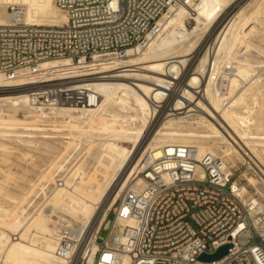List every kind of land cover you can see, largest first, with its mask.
I'll use <instances>...</instances> for the list:
<instances>
[{
	"label": "bare ground",
	"instance_id": "bare-ground-1",
	"mask_svg": "<svg viewBox=\"0 0 264 264\" xmlns=\"http://www.w3.org/2000/svg\"><path fill=\"white\" fill-rule=\"evenodd\" d=\"M234 1L187 0L161 19L160 31L150 36L145 46L129 49L124 57L99 58L86 66L68 58L43 62L41 69L48 77L45 81L58 84L61 91L99 96L95 104L84 108L41 102L32 91L44 95V88L31 89L37 80L25 68L18 69L13 78L0 72V138L44 151L60 141L61 148H55L62 159L55 162L57 168L66 158L64 154L87 145L79 161L61 178L67 180L64 189L56 190L55 186L50 194L44 191V200L33 211L45 219L60 209L79 223L72 238L73 229L65 225L72 240L67 253L75 252L71 264H76L81 250L96 252L98 245L86 246L88 242L84 241L99 218L96 231L107 223L110 207L147 151L159 157L162 147L189 145L197 149L199 159L210 152L230 165L237 164L241 155L264 163V70L258 69L264 66V59L250 61L244 56L250 44L264 52V46L252 40L257 33L264 35V10H252L249 0L231 9L226 18L225 9ZM188 15L196 24L179 37ZM11 20L62 25L68 15L54 0H0V24ZM199 47L200 54L194 58ZM21 86L24 89H16ZM198 87L200 91L196 92ZM75 121L88 124L90 129L95 127L102 134L99 141L94 136L84 139L76 126V135L66 130ZM47 125L50 127H44ZM66 136L72 140H64ZM91 153L107 174L100 181V172L93 175L97 178L88 177L92 190H78L75 180L86 176L82 163ZM245 176L256 183L251 175ZM259 193L264 195L260 189ZM9 198L17 201L18 197ZM254 200L264 202V198ZM19 209L20 213L26 211L25 206ZM33 212L22 213L24 216L13 211L0 214V264H69V256L58 254L56 238L38 236L43 227ZM117 225L121 227L122 223L118 221Z\"/></svg>",
	"mask_w": 264,
	"mask_h": 264
},
{
	"label": "built area",
	"instance_id": "built-area-1",
	"mask_svg": "<svg viewBox=\"0 0 264 264\" xmlns=\"http://www.w3.org/2000/svg\"><path fill=\"white\" fill-rule=\"evenodd\" d=\"M186 1L54 0L67 13V23L0 24V72L13 78L25 68L37 80L30 88H44V95L35 90L33 96L50 105L95 104L96 94L63 92L45 81L41 64L68 58L86 66L99 58L124 57L145 46L160 31L161 19ZM259 189L264 191V163L248 156L230 165L210 152L199 159L189 145L162 147L159 157L149 150L111 209L112 218L108 213L96 231V252L81 250L76 264H264V202L254 200L264 198ZM67 231L58 228V254L69 256L71 264L75 252L67 253L72 243ZM227 243L231 246L220 260L199 259Z\"/></svg>",
	"mask_w": 264,
	"mask_h": 264
},
{
	"label": "rangeland",
	"instance_id": "rangeland-1",
	"mask_svg": "<svg viewBox=\"0 0 264 264\" xmlns=\"http://www.w3.org/2000/svg\"><path fill=\"white\" fill-rule=\"evenodd\" d=\"M250 1H251L250 8L252 10L254 9L255 11H258V12L264 10V4H263L264 0H257V1L250 0ZM250 1L249 0H235L234 2L230 3V5H228L225 9L226 11L224 13L225 17L226 18L230 17L229 12H231L230 11L231 9L235 8L236 6L240 4L248 3ZM9 10L12 11L10 8ZM195 24H196V20H194L191 15L186 16V19L183 22V26H180L181 33L179 37L181 36V34L185 33L186 30L192 29ZM263 36H264L263 33H257L256 35H253L252 40L257 45L264 46ZM208 37L209 35L204 37V43L208 40L207 39ZM209 44H207V48ZM200 47L197 49V52L194 54L195 56L194 58H196L198 53L200 54ZM237 48H238V45H237ZM212 49L213 48H211L212 52H210L209 54L210 57L213 56ZM244 56L250 61L255 60V59L260 60V59H264V52L260 49V47L250 44L249 50L245 51ZM261 68L264 70V66L258 67V69H261ZM227 70L229 71V69ZM184 73H187V70ZM180 79H181V73H180ZM24 87L25 86L16 87V89H20V88L24 89ZM196 89H198L196 92L200 91L199 87L195 88V90ZM42 100L40 101L41 102L45 101L44 98ZM45 123L49 124L50 122H45ZM71 124L74 125V123H70L69 125ZM81 125L82 127L84 126L83 129H86L85 131H87V129L89 131L85 132L83 129H80L82 128ZM87 125L88 124L86 123L84 125V123L82 124V122L80 123L76 122L74 126L71 125L70 127H67L68 129L66 128V130L71 131L70 133L72 134H75V133L78 134L77 132H80L78 135L82 134L83 138L85 137L84 139H86V136H94L95 141H99L98 140L99 134L100 135L102 134L101 133L98 134L95 127L90 129L91 127L88 128L89 125L88 126ZM75 126L78 129L77 132H74L77 130V129H74ZM44 127L48 128L50 127V125H47ZM81 130L85 134H83ZM44 131L51 132L49 130H44ZM66 137H68L69 139L65 138L64 140L66 139L67 141L72 140L70 139L71 136H66ZM124 145L128 146L129 143H124ZM61 146H62V143L60 141H57V143H55L54 145V148L47 149L44 151L43 148H39V149L32 148L22 143L15 144L13 141L4 140L0 138V189H1L0 214L4 212H12V211L14 213L16 212L15 214H20L21 216H24L23 214H26V215L30 214L34 211L35 205L38 202L40 204L44 200L42 199L44 197V191L47 194H50L51 192L50 190L55 188V186H56V190L64 189L63 187L65 186V184L63 183H66L67 180L62 181L61 178H63L68 173V171L74 166V164H76L79 161L87 145L86 144L78 145L75 149L73 150L71 149L69 152L64 154L66 158L62 161V165L57 168L55 162H57V160H62L59 158L60 155L58 154L59 152L58 149L61 148ZM55 148H58V149H55ZM82 165H83V170L87 171V173H86V176L84 175L82 177V179L75 180V182L77 183L76 187H78L77 188L78 190L85 189V188L92 190L90 188L91 184L87 181L88 177L94 178L96 176H93V175L94 174L97 175L100 172V178H98L99 180L102 177L106 176L107 172L105 170L101 171L102 167L100 163H95V159L93 158L92 153L88 154L85 157ZM40 185H44L43 186L44 189L41 190L39 188ZM9 195H15L16 197H18L17 201L16 199H15L16 202L10 199ZM51 195L54 197L56 195V192L55 193L53 192ZM16 204L18 206H16ZM21 206H25L26 211H24V213L22 212L23 214L20 213L19 208H21ZM111 207H110V211L108 212L110 213L109 218H112L111 209L113 207L112 208ZM33 216H34V219H36L37 221L39 219L37 223L43 227V232H41L38 236L54 237L56 238V240L59 241L58 239L59 234L57 233V227H59L58 225H60L61 227H65V225H67L71 229H73V232L70 235L71 238L76 236L77 234L79 223L74 221L71 218H68L66 215V212L63 210L59 209L57 213L55 214L52 213L49 218H45V219L40 218L38 213H35V212H33ZM64 217H67V218H64ZM101 219L99 218V221H97L93 225V229L91 230L89 238H87V240L84 241V242H88L86 246L89 244L97 245L96 243H94V235L96 234L95 231L98 228ZM52 225H54L55 227H52ZM106 233H107V230L104 229L102 232V236H106ZM83 240L84 238L82 239V241ZM84 242H81V243H84Z\"/></svg>",
	"mask_w": 264,
	"mask_h": 264
},
{
	"label": "water",
	"instance_id": "water-1",
	"mask_svg": "<svg viewBox=\"0 0 264 264\" xmlns=\"http://www.w3.org/2000/svg\"><path fill=\"white\" fill-rule=\"evenodd\" d=\"M231 246L230 243L224 244L221 247H219L215 252L213 253H203L199 256V259L206 262H212L216 260H220L223 258L227 252L229 247Z\"/></svg>",
	"mask_w": 264,
	"mask_h": 264
}]
</instances>
